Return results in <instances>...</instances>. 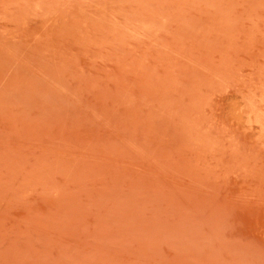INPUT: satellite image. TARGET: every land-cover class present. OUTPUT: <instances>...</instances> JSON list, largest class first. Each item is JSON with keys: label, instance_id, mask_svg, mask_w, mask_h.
Masks as SVG:
<instances>
[{"label": "rangeland", "instance_id": "obj_1", "mask_svg": "<svg viewBox=\"0 0 264 264\" xmlns=\"http://www.w3.org/2000/svg\"><path fill=\"white\" fill-rule=\"evenodd\" d=\"M0 264H264V0H0Z\"/></svg>", "mask_w": 264, "mask_h": 264}]
</instances>
